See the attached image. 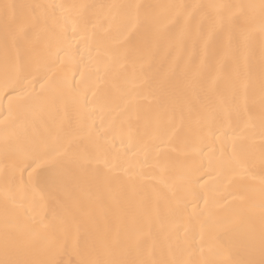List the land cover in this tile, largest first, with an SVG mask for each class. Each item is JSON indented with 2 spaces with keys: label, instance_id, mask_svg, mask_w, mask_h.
<instances>
[{
  "label": "snow or ice",
  "instance_id": "snow-or-ice-1",
  "mask_svg": "<svg viewBox=\"0 0 264 264\" xmlns=\"http://www.w3.org/2000/svg\"><path fill=\"white\" fill-rule=\"evenodd\" d=\"M90 26L120 37L105 52L117 64L159 58L151 111L96 122L76 80ZM0 71V264H62L69 247L76 264H264V0L3 2ZM55 188L88 198L35 211Z\"/></svg>",
  "mask_w": 264,
  "mask_h": 264
},
{
  "label": "bare ground",
  "instance_id": "bare-ground-1",
  "mask_svg": "<svg viewBox=\"0 0 264 264\" xmlns=\"http://www.w3.org/2000/svg\"><path fill=\"white\" fill-rule=\"evenodd\" d=\"M81 3L88 5H107L113 3H142V4H166V3H240L249 2V0H0V3ZM250 2H258V0H250ZM97 11H104L97 9ZM89 37L91 40L87 46L81 45V55L83 60L79 66L81 75H77L76 80L80 82L81 87L87 92V98L91 103L94 118L97 123H105V126L116 116L119 106L125 103H131L136 106L140 113H147L151 111L160 101L153 90L145 81L151 77L158 70L162 71L163 67L159 58L154 64H145L143 66L137 64L134 67L129 62L115 63L105 52L108 49L114 48L117 41L120 39L114 32L110 33L106 30V26L92 29L89 27ZM99 41V43H96ZM59 75V73H57ZM0 78H2V71H0ZM18 101H13V104ZM9 99L5 93L0 90V119L8 114ZM34 120L32 116L25 118V123L22 127L17 129L18 132L32 131ZM35 124L39 126V117L35 118ZM221 142H217L219 148ZM230 151V146L228 147ZM3 162V140L0 137V166ZM208 184L205 186L210 191H218L222 196L227 195L223 184L214 182L212 179L205 177ZM203 183V181H201ZM150 194V193H149ZM43 196V211L46 214L56 213L62 211L61 205L70 203L71 199L78 197L81 200H87L88 193L82 189H60L55 188L51 191L43 192L35 195L33 201V209L40 210L41 200ZM3 189L0 186V212H2ZM222 202V201H221ZM202 206V202H201ZM156 211L164 216L168 209L165 205L159 204L155 206ZM23 211V209H21ZM220 215H223V209L217 210ZM230 240L234 243H239L238 237L230 236ZM62 264H76L78 256L71 250L60 254L57 257Z\"/></svg>",
  "mask_w": 264,
  "mask_h": 264
}]
</instances>
